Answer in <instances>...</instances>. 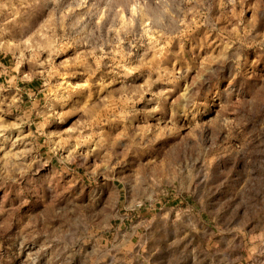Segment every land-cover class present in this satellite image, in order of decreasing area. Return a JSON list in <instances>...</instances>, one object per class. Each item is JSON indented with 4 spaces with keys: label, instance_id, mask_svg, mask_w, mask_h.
Here are the masks:
<instances>
[{
    "label": "rangeland",
    "instance_id": "374dc122",
    "mask_svg": "<svg viewBox=\"0 0 264 264\" xmlns=\"http://www.w3.org/2000/svg\"><path fill=\"white\" fill-rule=\"evenodd\" d=\"M0 264H264V0H0Z\"/></svg>",
    "mask_w": 264,
    "mask_h": 264
}]
</instances>
